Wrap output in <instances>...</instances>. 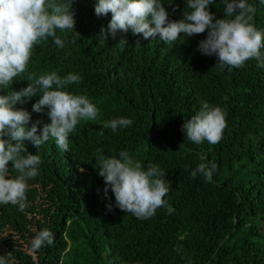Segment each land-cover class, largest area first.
<instances>
[{
    "label": "trees",
    "instance_id": "obj_1",
    "mask_svg": "<svg viewBox=\"0 0 264 264\" xmlns=\"http://www.w3.org/2000/svg\"><path fill=\"white\" fill-rule=\"evenodd\" d=\"M174 2L175 8L164 6L177 20L189 9L184 0ZM70 6L80 35L75 43L71 32L57 30L64 48L51 37L35 45L25 72L8 90L27 86L28 73L76 72L82 80L68 90L85 94L100 111L96 120L76 125L69 150L51 139L39 149L25 140L27 152L38 151L42 163L28 181L25 208L0 205V254L10 253L15 264H264V67L249 59L230 72L219 70L217 58L197 48L207 30L171 45L141 34L102 37L111 13L97 16L94 0H72ZM223 7L216 0L209 10L222 17ZM256 8L252 23L264 29V5L257 0ZM36 99L16 107L31 112ZM203 101L225 113L222 138L214 145L194 144L182 129ZM116 116L133 123L112 132L106 125ZM37 119L50 122L32 112ZM121 150L165 172L167 206L150 218L117 208L111 189L104 194L95 157ZM208 161L217 165L211 182L190 177L192 168ZM45 227L53 244L30 251L32 237Z\"/></svg>",
    "mask_w": 264,
    "mask_h": 264
},
{
    "label": "clouds",
    "instance_id": "obj_2",
    "mask_svg": "<svg viewBox=\"0 0 264 264\" xmlns=\"http://www.w3.org/2000/svg\"><path fill=\"white\" fill-rule=\"evenodd\" d=\"M72 0H0V205L12 204L23 210L26 206L28 181L39 175L41 156L27 152L25 140L39 149L50 139L59 150H69V135L81 120L94 121L99 108L85 95L68 90V85L79 84L82 76L69 72L64 76L57 71L39 75L28 73L30 81L19 90H8L14 79L25 72L35 45L49 37L58 48H64L65 40L57 35L72 33L75 43L79 33L74 30L75 14ZM189 11L180 19H169L165 4L176 7L174 0H94L97 16L108 15L107 29L101 28V36L116 38L118 32L141 34L142 38L158 39L171 45L184 38L204 33L198 42V50L215 56L219 70L241 67L247 60L255 59L264 67V29L253 23L257 0H220L223 16L217 17L209 10L216 0H184ZM264 5V0H258ZM120 41H126L121 38ZM17 80V79H16ZM38 97L32 103V111L16 107L28 99ZM32 112L44 113L50 122L32 120ZM31 122V123H30ZM130 117L116 116L107 122L112 132L131 126ZM30 125V126H29ZM42 125V127H39ZM226 126L225 113L220 106L207 101L185 120L182 129L186 139L194 144L207 141L216 144L222 138ZM102 134V133H101ZM12 162L10 169L9 162ZM98 174L104 180V194L111 189L115 206L134 217L144 220L155 215L157 208L166 207L164 198L170 185L158 163L144 167L133 160L126 150L116 155L103 153L95 157ZM217 165L200 162L190 171V177L202 176L211 182ZM83 170V169H81ZM13 171L17 174L13 175ZM111 210L112 204L107 205ZM54 242L53 232L45 227L32 237L29 250L38 251ZM0 264H15L10 253L0 254Z\"/></svg>",
    "mask_w": 264,
    "mask_h": 264
}]
</instances>
